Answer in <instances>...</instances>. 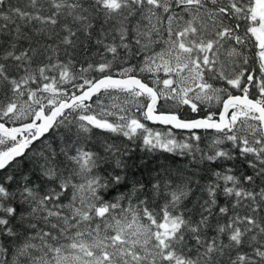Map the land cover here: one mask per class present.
Returning <instances> with one entry per match:
<instances>
[{
    "label": "snow or ice",
    "instance_id": "snow-or-ice-1",
    "mask_svg": "<svg viewBox=\"0 0 264 264\" xmlns=\"http://www.w3.org/2000/svg\"><path fill=\"white\" fill-rule=\"evenodd\" d=\"M0 264H264V0H0Z\"/></svg>",
    "mask_w": 264,
    "mask_h": 264
}]
</instances>
